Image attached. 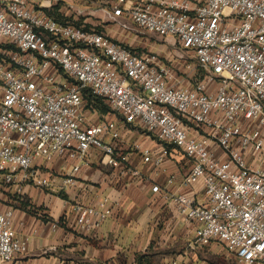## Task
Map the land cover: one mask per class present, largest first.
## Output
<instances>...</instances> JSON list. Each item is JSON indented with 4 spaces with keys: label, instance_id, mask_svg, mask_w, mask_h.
Wrapping results in <instances>:
<instances>
[{
    "label": "built area",
    "instance_id": "built-area-1",
    "mask_svg": "<svg viewBox=\"0 0 264 264\" xmlns=\"http://www.w3.org/2000/svg\"><path fill=\"white\" fill-rule=\"evenodd\" d=\"M110 10L122 29L173 37L202 75L187 80L157 52L136 51L102 30L60 20L31 0H1L3 180L21 193L25 183L46 184L42 164L69 159L62 191L78 184L91 151L103 164L127 163L123 124L93 121L86 96H97L124 124L159 140V154L127 146L139 149L144 161L160 165L171 147L192 160L182 185L201 179L206 199L164 194L194 225L192 244L217 243L239 264H264V0H115ZM73 212L77 225L92 231L113 207L104 195L75 203ZM29 244L14 210L0 211V264H14Z\"/></svg>",
    "mask_w": 264,
    "mask_h": 264
},
{
    "label": "crops",
    "instance_id": "crops-1",
    "mask_svg": "<svg viewBox=\"0 0 264 264\" xmlns=\"http://www.w3.org/2000/svg\"><path fill=\"white\" fill-rule=\"evenodd\" d=\"M31 1L65 19L71 17L69 10L74 8L79 12L87 3L90 9L97 10L102 0ZM108 12V19L121 30L118 36L128 38L124 34L127 30L117 22L119 18L111 10ZM86 23L85 26L93 27L91 22L86 20ZM118 36L111 35L122 42ZM133 40L139 42L142 50L146 47L150 50L147 37L134 36ZM183 71L187 72V67ZM92 111L95 122L114 119L123 124L120 134L129 152V161L116 167L106 165L100 162L99 152L91 151L77 173L75 187L62 191L58 188L71 172L73 161L69 159L39 167L44 185L25 183L21 193L15 185H7L0 192V211L12 208L19 234L30 237L28 251L16 257L14 264H137L139 258L144 264H205L198 256L200 246L192 244L194 225L164 196L167 192H183L195 195L200 201L206 199L201 179L189 187L182 185V177L191 170L192 160L171 147L170 155L160 165L146 162L139 149H127V146L139 144L159 154L163 147L159 140L137 124H124L123 117L112 111L97 108ZM245 156L249 164H256L251 153ZM155 185L161 190L154 191ZM104 195L111 200L112 215L92 231L78 226L73 212L75 203H94Z\"/></svg>",
    "mask_w": 264,
    "mask_h": 264
},
{
    "label": "rangeland",
    "instance_id": "rangeland-1",
    "mask_svg": "<svg viewBox=\"0 0 264 264\" xmlns=\"http://www.w3.org/2000/svg\"><path fill=\"white\" fill-rule=\"evenodd\" d=\"M109 1L113 3L114 0H102L99 7L97 6V10L90 9L89 3L84 4V7H82L79 12L75 11V9L73 8L68 11L71 17L67 18L74 23L76 21L83 22L81 24L84 25L87 24V20L88 22L92 23L93 28L98 30L103 29V31L107 34L108 32H110L112 36L117 37V32H120L121 30H119L117 25L111 20H109L107 17V15L109 14L108 11L110 10L108 6L111 7ZM89 17H92V20H89ZM124 34L128 35V38L118 36V38H120V40L122 41V44L127 45L136 51L157 52L167 64H169L172 68H174V70H176L181 76L185 77L187 80L193 81L202 75L203 71L201 67L197 64L196 59L191 56L188 51L183 49L181 44H179V42H177L173 37L160 35L158 33L149 32L139 28L124 31ZM134 36L147 37L149 42L151 43V46L148 47L150 50H148L147 47L142 50V47L140 46L139 42L133 40ZM184 67H187L188 73L183 72ZM7 185L9 184H7L3 180L2 176H0V192L5 190V187H7ZM198 256L200 260L205 264H239L237 259L233 255L228 253L225 248L219 244L200 246L198 248Z\"/></svg>",
    "mask_w": 264,
    "mask_h": 264
},
{
    "label": "trees",
    "instance_id": "trees-1",
    "mask_svg": "<svg viewBox=\"0 0 264 264\" xmlns=\"http://www.w3.org/2000/svg\"><path fill=\"white\" fill-rule=\"evenodd\" d=\"M49 14L53 15L52 12H48ZM54 16V15H53ZM56 18L60 20H64L62 17L55 16ZM67 19V18H65ZM75 24H81L80 22L76 21ZM89 27V26H86ZM86 98L88 99L89 106H92V108H97L101 111L107 112L111 111V109L108 107V105L103 101L102 98L93 96V95H87ZM33 210V209H32ZM34 211V210H33ZM37 212V210H35ZM137 264H144L143 260L141 258L138 259Z\"/></svg>",
    "mask_w": 264,
    "mask_h": 264
}]
</instances>
